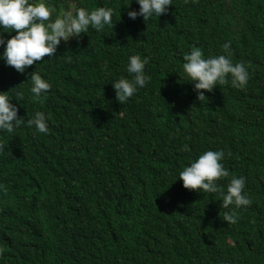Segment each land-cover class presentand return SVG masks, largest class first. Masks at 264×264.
<instances>
[{
  "label": "trees",
  "instance_id": "obj_1",
  "mask_svg": "<svg viewBox=\"0 0 264 264\" xmlns=\"http://www.w3.org/2000/svg\"><path fill=\"white\" fill-rule=\"evenodd\" d=\"M47 2L54 14L112 7L113 26L62 41L24 74L0 61L18 116L42 111L49 128L0 131V264H264V0H171L146 21L126 15L135 0ZM229 41L247 85L199 101L183 57L194 46L223 54ZM132 54L149 57V80L120 104L111 82L129 77ZM34 70L46 96L29 91ZM209 149L225 152V191L231 176L246 179L252 204L234 224L218 192L178 179Z\"/></svg>",
  "mask_w": 264,
  "mask_h": 264
},
{
  "label": "clouds",
  "instance_id": "obj_2",
  "mask_svg": "<svg viewBox=\"0 0 264 264\" xmlns=\"http://www.w3.org/2000/svg\"><path fill=\"white\" fill-rule=\"evenodd\" d=\"M135 3L139 9L129 10L126 15L132 20L140 16L146 21L153 16L166 14L171 0H135ZM113 15L114 9L105 6H97L92 10L77 6L74 11L67 9L54 14L47 0H0V29H11V33H15L5 39L3 34L8 32L0 31V46H3L0 61L24 74L34 62L41 61L45 56L51 58L62 41L67 42L72 37L87 33L89 27L97 32L103 31L105 26L112 27ZM222 48L223 54L204 56L202 49L194 46L183 57L182 70L192 82L199 101L206 98L201 90L210 92L215 86L229 83L241 89L247 85L249 71L243 63L233 62L230 41L225 42ZM148 63L147 56L142 58L140 54H132L128 57L126 71L129 77L121 76L111 82L115 98L120 104L127 102L147 84L149 76L145 73V66ZM28 75L31 94L37 98L46 96L51 87L48 80L35 70ZM10 100L9 92L0 91V131L14 133L26 123L35 132L48 133V118L44 112L36 111L25 121L24 117L18 116V108ZM224 157L223 150H205L182 167L178 179L186 189L218 192L222 197V206L227 209L223 220L234 224L237 209L250 206L252 200L244 191V176H231L226 191L217 183L221 178L229 177V170L222 163ZM0 190H4L2 184ZM230 205L235 207L230 208Z\"/></svg>",
  "mask_w": 264,
  "mask_h": 264
}]
</instances>
